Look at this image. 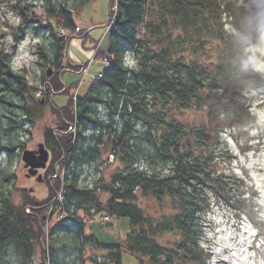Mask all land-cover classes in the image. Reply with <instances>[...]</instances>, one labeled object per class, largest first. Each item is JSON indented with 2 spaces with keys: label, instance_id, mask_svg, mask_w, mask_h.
<instances>
[{
  "label": "trees",
  "instance_id": "trees-1",
  "mask_svg": "<svg viewBox=\"0 0 264 264\" xmlns=\"http://www.w3.org/2000/svg\"><path fill=\"white\" fill-rule=\"evenodd\" d=\"M89 1L74 0V6L55 15L69 38L49 26L51 42L44 58L56 69L69 40L82 34L75 33L71 13ZM237 1L111 0L116 11L108 33V66L78 97L69 119L79 134L76 155L81 152L83 157L82 162L75 158L71 168L102 158L97 148L109 127L113 148L121 151L117 159L122 170L109 185L98 180L89 188L79 187L77 175L64 168L60 209L73 225L69 236L76 250L90 242L94 249L104 248L106 261L114 264H121L122 253L138 264H210L211 251L203 245L204 216L215 206L248 221L264 237L257 190L245 168L244 174L226 168L235 156L221 143L227 132L248 136L255 122L252 95L264 92V74L252 67L248 55L250 47L264 40V31ZM127 56L133 58L132 66L126 64ZM53 83L52 89H61L56 77ZM31 90L23 76L11 70L8 57L0 55V114L10 124L8 131H17L8 118L16 108L23 113V97L34 96ZM29 100L34 108L26 105L25 112L31 114L38 103ZM90 127L98 133L95 148L80 137ZM60 184L59 178L51 198ZM98 190L108 194L104 206ZM29 206H13L0 192V255L30 260L32 244L45 239V219L40 220L39 212L38 217L32 215V209L26 212ZM78 210L128 219L125 241L105 246L84 236Z\"/></svg>",
  "mask_w": 264,
  "mask_h": 264
},
{
  "label": "rangeland",
  "instance_id": "rangeland-1",
  "mask_svg": "<svg viewBox=\"0 0 264 264\" xmlns=\"http://www.w3.org/2000/svg\"><path fill=\"white\" fill-rule=\"evenodd\" d=\"M73 4H75L74 0H3L0 2V55L8 57L11 70L23 76L27 87L34 92V96L30 93L26 97V105L34 108L29 97L34 98L35 104L38 103L33 116L26 118L27 123L24 125L19 124L20 120L23 122V117L21 111L16 108L15 118L19 120L17 131H8L10 124L4 120V115L0 114V120H2L0 146L11 150L9 154L2 153L0 150V192L9 199V203L13 206H20L23 202L29 203L31 200L36 201L33 198L35 195L41 205L51 198L46 183L32 184L25 179L20 162L21 150H15L21 144L29 146L30 143H40L43 134L50 133L61 125L58 119L56 122L52 120L54 113L51 108L42 107L39 101L42 97L47 100L55 90L49 88L48 85L54 84L53 80L56 77L58 83L67 89L65 94L55 95L52 102L58 108H65L69 105L70 113L68 112L67 116L71 117L74 104L78 100L76 96L83 97L90 85L94 83L91 80L107 68L101 58L102 53L107 52L110 46L108 37L110 0H91L71 13L74 24L81 30L82 34L79 36L86 34L87 38L74 36L69 40L66 46L67 53L64 52L63 58L60 59L61 66L57 67L58 69L44 58L51 42L48 35L49 26L55 27L60 37H70L69 31L64 30L54 20V17L60 10L69 9L74 6ZM237 6L243 8L249 15H253L255 23L264 31V0H238ZM23 26L27 27L24 32ZM77 32L79 31L76 28L75 33ZM138 35L142 37V28L138 31ZM97 50L100 52L94 59ZM248 55L252 67L264 74V40L250 47ZM126 62L130 66L135 63L131 56H127ZM82 67L84 71L86 70L85 72H81ZM49 68L52 70V75L48 77L46 71ZM62 68L63 71H61ZM62 87L57 88L56 91L62 90ZM251 101L255 122L250 127L248 136L242 137L227 132L222 136L221 143L235 156L226 168L232 169L237 174H244L243 169H247L250 184L257 190L258 202L261 205L264 219V92L254 93ZM102 113L106 119V113ZM106 124L110 125V122ZM109 129L108 127L104 131L102 145L97 148L102 158L94 164L79 165L76 169L73 167L78 177L76 179L79 187L89 185V188H92L98 180H103L109 185L112 176L122 170L117 159L121 151L114 150L113 141L108 137ZM23 130H27L25 135ZM94 130V127H90L80 136L86 145L93 148L96 147L93 138L98 134ZM65 131L68 132L66 139L58 140L60 146L64 145L62 148L66 149V156L59 165L62 184L59 185L57 196L64 195L63 179L65 177L63 178V175L66 172L64 168L68 166V148L74 147V141H77L79 135L75 126L73 129L66 127ZM69 134L70 137H68ZM80 153L75 155L79 162H82L83 157ZM142 166L149 169L146 165ZM3 170L5 172L1 175ZM5 178L9 180L6 181ZM56 184L52 185L54 189ZM30 186L36 188L34 194L27 192ZM96 195L104 206L108 194L98 190ZM57 196H54L52 201L55 199L58 201ZM49 207L52 205L45 207L41 215L45 214L48 217V220L43 222L45 239L42 247L44 252L40 244L33 243V256L30 260L19 259L10 253L8 256L0 255V264H82L81 261L83 264H114L106 261L109 259L104 248L94 249L90 242L80 245V248L76 250L69 236V232H74V229H71L73 225L69 224L70 222L66 221V218L62 217L58 211L62 206L56 205V211H53L54 207L53 213L48 216ZM25 211H31L30 206ZM92 214V211L90 215H87L85 211L78 210L76 215L82 219L84 236H93L98 243L105 246L125 241L130 231L128 219L110 217V220L104 224L100 222V215L93 216ZM204 226L203 245L211 251L210 264H264V237L259 240L256 231L248 221L236 218L230 210L215 206L204 216ZM53 228L57 229L51 232ZM67 228L70 229L66 230ZM121 264H138V262L132 255L122 253Z\"/></svg>",
  "mask_w": 264,
  "mask_h": 264
},
{
  "label": "flooded vegetation",
  "instance_id": "flooded-vegetation-1",
  "mask_svg": "<svg viewBox=\"0 0 264 264\" xmlns=\"http://www.w3.org/2000/svg\"><path fill=\"white\" fill-rule=\"evenodd\" d=\"M61 66V64H60ZM61 71H63V68L61 69ZM60 74V72H59ZM67 93V89H62L60 91H56L53 90L52 91V95H49V97L47 98V100H45L44 97H42V99H40V104L42 107H50L51 110L54 113V117L52 118V120L54 122L60 121V124L58 126L57 129L53 130L50 133H45L42 136V140L40 143H30L29 146H25L23 144L18 145L15 150L16 151H20L21 155L24 152H30L31 153V157H33L32 159L34 160V162L36 163H40L38 161L39 157L41 156V148L40 145H43L44 150L47 152L48 155V161L45 165L44 169L38 168L36 170V173L34 175L31 174V172L29 171L28 168L24 167V164L21 162V155H20V162H21V169L23 172V176L25 177V179L28 182L33 183H38V184H44L46 183L48 186V190H49V195L51 196L52 193L54 192V188L52 187V185L57 183V180L60 178V174H59V165L61 164L62 160H64L65 156H66V151H64V148H62V146L59 145L58 140L63 138L66 139V135H67V131H65V128H69V129H73L74 125H71L72 123L70 122V115H68L69 112V105H67L65 108H58L55 106V104L52 102L53 98L55 97V95L58 94H65ZM25 108H26V98L23 97V113H21L22 117H23V122L20 120V123L18 122L19 120H17L14 116H11L10 118H8L10 120V122L16 123V125L19 123L20 125H23L26 122V118L28 117H32L34 112H31V114H28L25 112ZM75 112V107L73 109V113ZM70 113V112H69ZM73 113H71V116L73 115ZM30 121V120H28ZM30 124H32V122H30ZM18 127H21L18 125ZM25 132H27V130H23V134L25 135ZM71 135L69 134L68 137H70ZM50 139H53L54 141H51ZM75 143V141H74ZM69 153H68V167L70 169V173L73 175V177H76L75 175V170L74 168H71V164H73V162L75 163V158H76V150H75V145L74 147H70V149L68 148ZM8 154L11 153V150H9V148H7L5 150ZM61 152V154H60ZM59 157V158H58ZM71 175V176H72ZM24 191V190H23ZM27 192L30 194H34L36 192V188L30 186L27 189ZM36 197V195H35ZM33 197L34 199H36V201L31 200L29 201V204H32V206H30V208L32 209L31 214L34 215L35 217L37 216L36 212L41 213V215L43 214L44 208L49 204V202L51 201L52 198L49 199L48 197V202H45L43 205H40V200H38L37 198ZM24 203V202H23ZM22 203V204H23ZM35 205V206H34Z\"/></svg>",
  "mask_w": 264,
  "mask_h": 264
},
{
  "label": "water",
  "instance_id": "water-1",
  "mask_svg": "<svg viewBox=\"0 0 264 264\" xmlns=\"http://www.w3.org/2000/svg\"><path fill=\"white\" fill-rule=\"evenodd\" d=\"M65 51L67 52V48ZM51 73H52V70L49 68L46 71V75L49 77V76H51ZM40 148H41V150H43V151H41V156L38 159V161L40 163L34 162V160L32 159L33 157H31L30 152H24L21 156V161L24 164V167L28 168L32 175H34L36 173V170L38 168L44 169L45 165L48 161V155H47V152L44 150L43 145H40ZM41 242H42V239L40 240V243Z\"/></svg>",
  "mask_w": 264,
  "mask_h": 264
},
{
  "label": "built area",
  "instance_id": "built-area-1",
  "mask_svg": "<svg viewBox=\"0 0 264 264\" xmlns=\"http://www.w3.org/2000/svg\"><path fill=\"white\" fill-rule=\"evenodd\" d=\"M102 220H103V221H106V220H107V218H106V217H104Z\"/></svg>",
  "mask_w": 264,
  "mask_h": 264
}]
</instances>
